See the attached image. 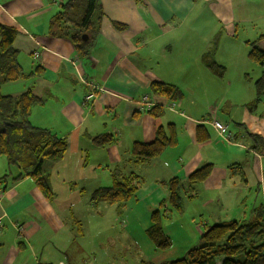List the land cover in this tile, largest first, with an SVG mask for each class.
<instances>
[{
    "label": "crops",
    "instance_id": "0c3cea01",
    "mask_svg": "<svg viewBox=\"0 0 264 264\" xmlns=\"http://www.w3.org/2000/svg\"><path fill=\"white\" fill-rule=\"evenodd\" d=\"M67 1L0 0V22L18 31L14 46L24 70L30 72L38 65L43 70L3 83L0 93L19 96L32 89L42 102L33 105L31 123L68 141L65 157L51 170L56 172H50L51 186L53 179L60 178L66 189L85 191L79 180H85L81 174L89 170L88 153L98 154L107 146L120 161L123 151L116 150L114 134L121 137L130 128L128 158L122 166L110 168L95 161L93 173L104 175L107 170L110 185L118 174L138 175L142 183L134 196L137 204L143 201L149 209L168 211L167 181L176 177L184 183L187 201L207 210L212 224L244 220L245 209L252 217L253 210L264 205V113L258 112L264 97L254 109L248 107L256 90L248 85L253 80H249L252 62L247 42L264 34V0H98L100 29L86 57L51 27L53 16ZM114 22L125 27L117 28ZM214 45V59L225 67L223 77L213 74L203 61ZM262 70L259 67L256 79ZM154 81L172 84L182 94L175 101L157 96L163 108L160 115L140 109L139 104L143 95L151 94ZM87 82L102 87L89 103L84 100L90 91ZM213 119L227 124L230 139L219 134ZM160 126L167 131L174 128L177 144L158 157L136 161L130 147L135 141H152ZM100 134L113 140L98 145L92 138ZM207 163L213 165L211 174L190 185L189 175ZM17 174L19 170L11 176ZM1 198V264H39L46 248L57 249L61 234L66 239L73 236L72 222L63 217L70 212L77 218V206L61 207L56 199H47L34 178L10 182ZM236 209L242 211L240 216L225 213ZM22 250L29 254L20 255ZM50 256L45 257L46 264Z\"/></svg>",
    "mask_w": 264,
    "mask_h": 264
},
{
    "label": "trees",
    "instance_id": "16d2710c",
    "mask_svg": "<svg viewBox=\"0 0 264 264\" xmlns=\"http://www.w3.org/2000/svg\"><path fill=\"white\" fill-rule=\"evenodd\" d=\"M100 9L98 0H68L53 16L51 27L56 34L71 40L77 53L86 57L100 29ZM114 25L117 28L125 27L119 22H114ZM17 34L16 28L0 22V86L43 72L39 65L30 72L24 70L19 60V51L14 46ZM83 34H87V40H84ZM247 43L248 58L263 67L261 75L255 80L256 96L247 104L252 110L264 97V34ZM214 49L215 45L210 53L203 56V61L213 74L223 77L225 67L214 59ZM151 94L171 101L179 100L182 95L176 86L161 81L151 83ZM41 102L32 89L19 96L0 93V156H5L8 164L19 170V174L12 178L8 172L0 175V187L6 189L10 182L29 175L36 180L43 195L51 200L54 199V191L48 171L63 160L68 150V141L48 128L31 123L32 107ZM162 110V107L156 105L148 111L152 115H160ZM249 137L260 138L252 134ZM92 140L98 145L112 141L108 134L96 135ZM176 144L174 128L167 131L160 126L152 141H135L132 152L136 161H145L160 156L165 149ZM212 168V163H207L194 170L188 177L189 184L205 180ZM139 181V176L134 173L127 176L118 174L110 186L98 187L92 192L91 203H119V207H122V202L134 196ZM167 186L168 203L181 211L184 183L173 177L167 181ZM253 213L248 219H233L207 226L199 242L190 247L183 257L159 264H264V205L256 207ZM163 216L160 208L154 210L153 223L146 232L157 247L167 248L172 241L162 226Z\"/></svg>",
    "mask_w": 264,
    "mask_h": 264
},
{
    "label": "rangeland",
    "instance_id": "374dc122",
    "mask_svg": "<svg viewBox=\"0 0 264 264\" xmlns=\"http://www.w3.org/2000/svg\"><path fill=\"white\" fill-rule=\"evenodd\" d=\"M243 32L242 25H240V35H242ZM251 66L248 73L250 76L249 80L252 79L253 82L251 84V82L248 81V85L250 84L249 86H252L253 89L257 77L256 74L261 66L255 62H252ZM24 68L26 69V66H24ZM235 73H237V70L233 73V80L237 82V74ZM87 83L90 86V91L87 93L84 100L89 103L95 99L98 92L102 91V87L99 88L97 84L92 82ZM89 95H92V98L90 97L88 99L87 97ZM258 112L264 113V102L259 105ZM131 134L132 129L130 128L125 129L121 137L114 134L116 136V142H118L116 144V150L118 152L123 151V159L120 161L116 159L115 154H110V152H108L107 146L98 154L93 152L88 153L87 161L89 162V170L86 169L81 174V179L85 180H79L80 183L84 182V185H86L85 191L80 189L68 190L62 185V180L60 178L53 179L52 189L54 191V201L56 199V202L59 203L61 207L73 203V206H77V211L79 212H77V218H72L70 212L64 215L63 219L65 221L72 222L71 226L73 230L71 234L73 236L66 239L65 236L61 234L57 249L53 248L46 250V248L42 253L39 264H46L44 260L48 254L51 255L49 258L50 264H74L73 262L76 264H159L163 261L183 257L190 247L199 242L202 232L207 227V223L213 225V220L208 218L209 215L207 210L206 212L202 211V207L198 202L187 201L183 192V198H185L181 211H177L171 205H169L170 208H172L171 211L168 209L166 212L165 207L160 208L162 215H165L162 217V226L172 241L169 247L160 248L155 245L146 232L147 228L153 223L152 213L158 208L149 209V207H144L145 203L143 201H139V204H137L135 196L125 201L122 210L121 207H119V203H91V191H94L100 185H110L107 183L109 177L105 175L107 170L103 172L104 175H100L101 171H99V173H93L95 161H102L103 165H109L110 168H112V165L115 166L117 164L122 166V162L126 157L128 158L127 146H129ZM111 140H113L112 137ZM132 147H130L129 151L131 153L130 155L133 156ZM85 158L86 155L84 153L83 160ZM257 164L259 166V163ZM51 170L48 171L49 175ZM232 170L237 169L234 168ZM7 172L9 177H13L11 175L16 174L18 170L15 166L9 165L6 157L1 155L0 175ZM55 172L56 171H52L51 173L53 174ZM28 176H24L23 178ZM240 176L242 177V175ZM148 180L149 179L146 181ZM140 183L142 182L140 181ZM260 189L261 188H259V197L262 198ZM4 191L5 189L3 187L0 188V199H2L1 197ZM56 202L53 204H56ZM214 209L215 213L219 212L217 207ZM245 211L248 213L246 219L250 218L251 211L249 212L247 209H245ZM225 213H233V215L235 213L236 216H240L242 211L236 209L226 211ZM78 220H80L81 223L78 224ZM73 238L75 240H73ZM57 239L58 236L55 242ZM49 245L50 244L46 247H50ZM58 250L60 251L58 252ZM19 252L20 255H24L25 257L29 254L26 250ZM69 257L71 259H69Z\"/></svg>",
    "mask_w": 264,
    "mask_h": 264
},
{
    "label": "built area",
    "instance_id": "2783aa9c",
    "mask_svg": "<svg viewBox=\"0 0 264 264\" xmlns=\"http://www.w3.org/2000/svg\"><path fill=\"white\" fill-rule=\"evenodd\" d=\"M90 97L92 98V95H89L87 98L89 99ZM139 104H140V109L149 110L153 108L154 106L159 105L160 102L158 101L157 96L153 94H145L141 98ZM171 105L173 104H169V106ZM211 123L217 129L220 135L226 136L227 138L230 139L231 136H230V132L228 130V126L226 123L221 122L220 120H217V119H213Z\"/></svg>",
    "mask_w": 264,
    "mask_h": 264
},
{
    "label": "water",
    "instance_id": "95a60500",
    "mask_svg": "<svg viewBox=\"0 0 264 264\" xmlns=\"http://www.w3.org/2000/svg\"><path fill=\"white\" fill-rule=\"evenodd\" d=\"M83 38H84V40H87L88 39V36H87V34H83V36H82Z\"/></svg>",
    "mask_w": 264,
    "mask_h": 264
}]
</instances>
